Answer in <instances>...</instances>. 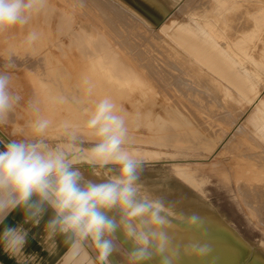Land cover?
Returning <instances> with one entry per match:
<instances>
[{
  "label": "rangeland",
  "instance_id": "1",
  "mask_svg": "<svg viewBox=\"0 0 264 264\" xmlns=\"http://www.w3.org/2000/svg\"><path fill=\"white\" fill-rule=\"evenodd\" d=\"M61 1H65L68 7L72 6L79 16L89 18L92 28L102 29L104 33H107L115 52L134 74L152 83L154 88L164 89L163 92L155 95L159 96L160 99L158 97L157 99L164 104L165 108L167 106L171 108L173 107L171 105H174L173 109L177 107V110H181L178 114L183 119L181 120V117L177 119L181 128L171 132V135L174 134L179 139L167 140L164 144L142 141L148 135L143 126L128 127L129 142L126 146L129 149L136 148L158 153L156 158L145 157L142 153L137 155L142 161V172L154 171L162 177H168L170 173H174L175 166L189 168L192 173L194 172L197 181L202 184L201 188L204 190L205 197L229 219L242 239L254 244H264V154L261 153V149H264V127H262L261 113L257 114L256 108H249L247 101L237 99L210 73L197 68L195 62L176 50L162 32L145 28L131 14L118 8L110 0H103V2L92 0V3L88 1L86 4L84 0ZM61 1L56 0L57 6L62 4ZM228 4L232 8L224 13L226 19H223V23L221 22L222 30L228 34L251 30L252 15L264 14V11L256 10L259 4L264 5V0H228ZM215 5L216 0H184L181 10L174 11L167 20L194 24L192 17L200 20L204 16L214 14ZM57 10L55 9V12ZM55 12L50 18L54 32H56ZM24 29L16 28L0 33V72L12 77L13 92L21 96L16 110L9 114L8 122L0 125V141L43 139L52 148L62 143L72 144L75 148H90L93 143L92 138L85 131L75 129L73 126H65L67 131H52L50 132L52 134L49 133L50 136L33 137L31 135L29 122L38 117H47L45 113L48 112V108L43 106L42 95L38 92L39 85L34 75V67L24 64L25 60H34L25 45ZM261 36L262 40L254 52L256 58L262 56V52L259 56V51L264 48V29ZM218 39L225 44L226 49H229L227 55L237 56L246 63L245 58L239 57L237 53L231 51V48L236 43L248 42V37L237 34L218 36ZM247 65L249 67L246 70L247 73L255 78L257 88L261 89L262 97H264V70H259V76L252 64ZM196 91L198 94L194 93ZM113 101L115 102L116 99ZM30 102L31 108L28 107ZM156 110L164 114L162 109ZM54 111L51 120L59 116L63 117L68 112L59 107H56ZM130 113L132 112H127V114ZM219 113L227 117L223 118V115ZM206 123L209 124V129ZM195 125L200 130L197 131ZM239 125L243 126L245 131L240 129ZM190 128L192 131L195 130V137L192 135L193 132L189 131ZM73 134L75 139L71 140L70 136ZM136 139L141 141H135ZM253 140L261 146V149ZM3 146L4 144L0 143V149ZM235 153L239 156L236 157ZM81 165L86 166L87 163L82 162L75 167ZM100 170L108 173L107 168H100ZM112 172L116 170L113 168ZM117 236L118 250L110 257L111 264H125L129 262L128 247L126 244H121L122 239L118 234ZM91 250V255L94 256L95 250Z\"/></svg>",
  "mask_w": 264,
  "mask_h": 264
},
{
  "label": "clouds",
  "instance_id": "2",
  "mask_svg": "<svg viewBox=\"0 0 264 264\" xmlns=\"http://www.w3.org/2000/svg\"><path fill=\"white\" fill-rule=\"evenodd\" d=\"M45 6L46 0H0V33L24 28ZM37 39L34 30L25 37L28 45ZM20 100L13 92L12 77L0 72V125L8 122ZM50 124L49 119L38 117L28 127L33 137H44ZM82 129L93 143L81 152L72 144L49 147L43 139L0 141L4 144L0 149V224L17 209L23 210L24 223H39L50 212L46 231L50 238L63 237L64 264H111L110 257L118 250L117 233L123 237L121 244L131 245L127 248L130 264H151L166 248L168 213L162 199L142 194V161L126 146L129 133L124 116L111 98L104 97L88 110ZM82 162L107 168L108 173L114 168L116 174L99 182L86 180L75 167ZM198 222L195 214L188 218L189 225ZM27 237L22 225L6 226L0 232V246L15 255ZM89 249L95 250L94 256ZM194 250L198 255L207 252L205 247ZM164 264H171V257Z\"/></svg>",
  "mask_w": 264,
  "mask_h": 264
},
{
  "label": "bare ground",
  "instance_id": "3",
  "mask_svg": "<svg viewBox=\"0 0 264 264\" xmlns=\"http://www.w3.org/2000/svg\"><path fill=\"white\" fill-rule=\"evenodd\" d=\"M41 39H43L44 45L48 43L46 36L41 37ZM50 47H52L51 50L45 45V50L39 53L43 55L45 62L42 75L48 81L36 79L39 85L38 92L42 95L43 106L48 108V112L45 113L47 117L45 118L51 121L46 136H50L49 133L52 131H67L65 126H73L75 129L83 130L82 125L87 118L88 110L101 98L108 97L112 100L116 99L114 103L117 107H120L127 128L133 126L146 128L148 135L142 141L164 144L167 140L179 139L178 136L171 135V132L174 129L180 130L181 128L177 122V119L181 117L178 111L181 110H177V107L173 109L174 105L170 103L173 107L168 108L167 106L165 108L164 104L157 99L159 96L156 97L155 95L158 92H163L164 89L154 88L152 83L145 82L124 68L118 58L110 52L109 43L106 40L98 38L92 31L83 28L80 33L77 32L76 35L70 37L64 45H52ZM50 80H53L56 84ZM236 83L233 85H236ZM239 85H241L240 82ZM194 93H197V91ZM200 95L202 94L200 93ZM204 96L207 98L206 94ZM56 107L64 108L68 112L63 117L59 116L60 118L57 117V119L51 120L53 119L51 115L54 114ZM157 108L162 109L164 114H160L156 110ZM128 111L132 113L127 114ZM195 111L198 113L197 110ZM256 111L257 114L262 112L258 105ZM207 113L209 114V112ZM219 114L223 115L222 113ZM224 116L226 115H223V118ZM260 117L262 127H264V117ZM180 119L182 120L183 117ZM197 125H195V128ZM208 126L209 124L206 123L207 129H209ZM239 128L244 130L243 126L239 125ZM189 131H192V128ZM192 132L195 133H192L195 137V130ZM201 135L204 136V134ZM135 141H141V139ZM253 141L256 143L255 140ZM75 149L77 152H81L88 148ZM129 150L136 156L142 153L148 158L158 157V153L154 151H144L136 148H130ZM261 153L264 154V149H261ZM78 168L86 180L91 179L99 182L109 175V173L101 171L99 167L93 168L88 164L78 166ZM193 173L184 166H175L174 173H170L168 177H162L154 171L140 172L139 183L142 194L162 199L169 219V224L164 230L166 248L161 255L151 261V264H164L166 257H171V264H264V244H254L242 239L229 219L205 197L204 190L201 188L202 184L197 181ZM112 174H116V172H112ZM193 214L199 217V222L196 225H189L188 218ZM117 234L123 240L122 235ZM126 246L131 247L130 244H126ZM200 247L207 249L204 255H198L194 250ZM91 253L92 250L90 249L89 254L91 255Z\"/></svg>",
  "mask_w": 264,
  "mask_h": 264
},
{
  "label": "crops",
  "instance_id": "4",
  "mask_svg": "<svg viewBox=\"0 0 264 264\" xmlns=\"http://www.w3.org/2000/svg\"><path fill=\"white\" fill-rule=\"evenodd\" d=\"M88 1L92 3V0H84V3L86 4ZM110 1L118 8L131 14L145 28L162 32L169 43H172L179 52L189 56L195 62L197 68L210 73L215 80L223 84L237 99L247 101L251 109L256 108L258 105L260 111H262L261 115L264 117V97H262L261 89L257 88V81L246 71L249 68L248 63L254 66L255 72L259 76V70H264V48H261L262 50L259 51V56H261L262 52L260 58H256L257 56L254 53L260 40H262L261 34L262 29H264V14L252 15L253 22L250 25L251 30L228 34L225 30H222L223 26H221V22H224L223 19H226L224 13L232 8L228 4V0H216L214 14L204 16L200 20L192 17L194 24L174 20L169 22L167 20L174 11L181 10V5L184 0H166L167 2L165 0ZM61 3V5L57 6L56 0H46V6L42 12L32 22L30 21L29 25L24 27V38L29 31L34 30L38 33V39L32 45H28L25 41L26 48L29 54L34 57V60H25L26 62L24 63L25 66L30 65V67H34V75L38 80L48 81L42 75L45 62L43 55L39 54L45 50L44 46L46 45L51 50L52 47L50 46L52 45H64L70 37L76 35L77 32L80 33L83 28L84 30L92 31L98 38L106 40L109 43L110 52L118 58V61L123 64L124 68L132 72L115 52L112 43L107 37V33H103L104 31L102 29L96 30L92 28L89 23V18L79 16L72 6L68 7L65 5V1H61ZM154 3L156 4L155 6ZM55 9H58L57 12H55ZM256 10L259 12L264 11V5L259 4ZM54 12L56 13L54 24L57 33L52 31L53 24L50 19ZM237 34L248 37V42L234 44L231 51L237 53L239 57H244L246 63L237 58V56L230 57L227 55L229 49H226L225 44H222L218 39V36H232ZM43 36L48 38V43L45 45L43 39H41ZM41 66H43L42 69ZM138 77L143 79L140 76ZM50 81L56 84L53 80ZM239 82L242 86L239 85ZM234 83L240 87L238 88L236 85H233ZM50 215V212L44 214L43 218L39 220V223H24L22 209H17L9 215L4 223L0 224V232L6 226L22 225L28 232L27 243L22 251L15 255L5 252L3 247L0 246V264H64L63 258L66 252V245L63 237L57 235L50 238L46 231V223Z\"/></svg>",
  "mask_w": 264,
  "mask_h": 264
}]
</instances>
